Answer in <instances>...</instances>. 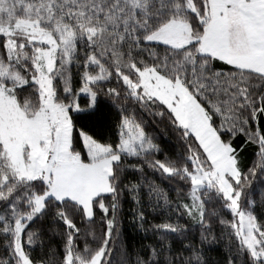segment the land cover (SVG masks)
Returning a JSON list of instances; mask_svg holds the SVG:
<instances>
[{
  "label": "snow or ice",
  "instance_id": "obj_1",
  "mask_svg": "<svg viewBox=\"0 0 264 264\" xmlns=\"http://www.w3.org/2000/svg\"><path fill=\"white\" fill-rule=\"evenodd\" d=\"M0 264H264V0H0Z\"/></svg>",
  "mask_w": 264,
  "mask_h": 264
},
{
  "label": "trees",
  "instance_id": "obj_2",
  "mask_svg": "<svg viewBox=\"0 0 264 264\" xmlns=\"http://www.w3.org/2000/svg\"><path fill=\"white\" fill-rule=\"evenodd\" d=\"M151 130L155 132L162 146L171 150V148L175 145V138L167 132L163 125L159 127L154 126ZM171 194L173 196L175 195L174 192ZM131 208V204H126L124 206L123 236L121 237V239L125 242L130 250H136L140 248L141 244L148 243V241L142 239V237L144 236L143 233H139L134 229L131 220ZM149 219L151 220V216L149 217ZM224 252L225 249L223 248V246L219 245L209 250L208 255L213 260H219L223 257Z\"/></svg>",
  "mask_w": 264,
  "mask_h": 264
}]
</instances>
